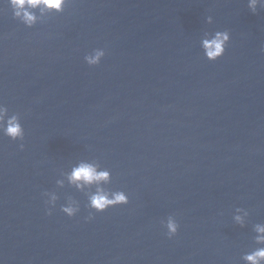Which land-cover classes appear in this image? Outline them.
<instances>
[{
    "label": "water",
    "instance_id": "obj_1",
    "mask_svg": "<svg viewBox=\"0 0 264 264\" xmlns=\"http://www.w3.org/2000/svg\"><path fill=\"white\" fill-rule=\"evenodd\" d=\"M30 11L27 27L0 0V105L24 129L23 149L0 133V264H248L264 225V7L65 0ZM215 31L229 41L209 61ZM81 163L108 180L77 187L68 177ZM97 189L128 203L89 209Z\"/></svg>",
    "mask_w": 264,
    "mask_h": 264
},
{
    "label": "clouds",
    "instance_id": "obj_2",
    "mask_svg": "<svg viewBox=\"0 0 264 264\" xmlns=\"http://www.w3.org/2000/svg\"><path fill=\"white\" fill-rule=\"evenodd\" d=\"M9 3L13 9L14 17L18 18L25 26L31 27L35 21V16L31 13V9L44 7L60 12L64 7L65 0H9ZM258 4L264 7V0H247V7L252 13L256 12ZM206 20L212 23L211 16H208ZM228 41L229 33L227 31H215L214 35L203 41V55L207 60L215 61L223 55ZM261 52H264V44L261 45ZM101 55L102 53L96 52L95 55L88 56L85 59L89 66H94L99 63ZM0 133L13 141H21L19 148L23 149L24 145L22 141L24 140V129L20 123V118L15 114L9 116L8 109L4 105H0ZM108 178L109 173L107 171L98 172L94 165L88 163H81L78 167L73 169L68 177L69 181L75 183L77 187L81 186L79 183L80 181H83L84 184H99L101 181H107ZM127 203L128 197L123 192H115L112 194V198L109 199L108 193L97 189L96 194L89 198L88 207L96 212H102L109 207ZM53 208L54 207L50 206L47 207L46 214L51 215ZM60 211L68 217H72L77 213V209L71 206L62 207ZM91 218V214L86 217V219ZM235 220L240 223L241 217L236 216ZM177 228L178 224L175 219L169 217L166 224L167 236L169 238L174 236L177 232ZM254 231L257 233V235L254 236V242L258 247L245 254L243 259L247 261L248 264H264V235H261L264 234V225L256 224Z\"/></svg>",
    "mask_w": 264,
    "mask_h": 264
}]
</instances>
